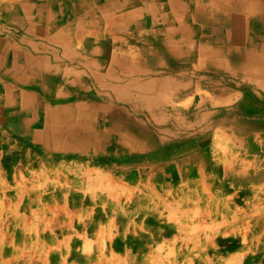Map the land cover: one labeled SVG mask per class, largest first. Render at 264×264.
Listing matches in <instances>:
<instances>
[{
	"label": "crops",
	"instance_id": "0c3cea01",
	"mask_svg": "<svg viewBox=\"0 0 264 264\" xmlns=\"http://www.w3.org/2000/svg\"><path fill=\"white\" fill-rule=\"evenodd\" d=\"M244 1L0 0V264H248L264 249L253 105L250 135L228 124L218 139V119L186 99L215 59L184 51L256 15ZM156 143L179 157L156 162Z\"/></svg>",
	"mask_w": 264,
	"mask_h": 264
},
{
	"label": "rangeland",
	"instance_id": "374dc122",
	"mask_svg": "<svg viewBox=\"0 0 264 264\" xmlns=\"http://www.w3.org/2000/svg\"><path fill=\"white\" fill-rule=\"evenodd\" d=\"M239 5L242 6V4H239ZM236 9H237V6H236ZM249 13L250 11L246 12V14L244 15L245 18L242 17L243 15L234 16L233 17L234 28L230 32L226 30L225 25L223 28H221L223 25L222 24L220 25L221 23L220 22L216 24L218 27V30L215 27L216 25H213L215 27V30H212V31L204 30L203 32L199 33L201 36V39H203L202 41L203 44H206L204 43L205 39L206 40L210 38L213 39L212 43H214V45L213 46L207 45L206 46L207 48L205 49L206 51L208 50V48H214L216 50L215 56L217 57H214L215 60H220V61L231 60L233 61L234 64H245L246 63L245 66L240 67L242 68V71H244V73L241 74V76L236 77L234 74H229L226 80V83L224 85L222 84L224 87L225 86L232 87L231 91L235 90V93L233 95L232 93H230L229 95L228 94L226 95L225 93L214 92V90H211V88L205 84L203 79L192 81V85L188 82L189 87L191 89L188 88L190 90H188V95L186 96L187 104L191 106L193 105L192 102L194 101L200 102L202 104L201 106L202 110L200 111V113L204 115V117L208 116L207 118L211 119V116H212L213 119H218V123H219L218 126L212 129L214 130L215 136H218V139H227L228 137L227 133L230 132V130L227 131L229 128L228 126H231V125L234 126L236 130H238V133L236 132L238 136L242 135L243 130H247L246 135H250V129H251L250 125L252 126V124L248 118L251 112L250 113L246 112L247 111L246 106H252V105H253V109H252L251 115L255 120L258 121L257 122L258 126L261 125L258 128V130H256V132H258L260 136L264 135V66L261 67V69H263L262 71L259 70L258 73L254 72L253 71L254 64L252 60L253 57L250 56V55L260 56V53H264V47L263 46L260 47L259 45L260 43L258 40L260 36H264V22H262L261 20L255 19L254 16L246 18V16ZM259 15L260 14L256 16H259ZM159 36H162V33H160ZM192 39H199L198 34L196 36L193 35ZM231 51L234 54H237V53L250 54V55L244 56V58L246 59L247 56H250L252 63H247L246 61L245 62L239 61L237 57L230 54ZM135 54H141V52L135 53ZM223 54L225 56H223ZM195 56H198V55H195ZM204 56H199V57H201L203 60H206ZM258 56L257 58H259ZM209 60L212 61L211 59ZM211 63L212 62L199 63L198 66L202 68H205V66L210 67L212 65ZM203 74L208 75L213 79H216V76L214 73L203 71ZM221 75L223 74H220V76ZM221 77H219V79ZM244 79H246V82L249 84L250 88L249 87H247V89L245 87L237 88L235 87V85H233V83L242 82L244 81ZM195 85H197V87H195ZM189 113L190 112H188V117L191 116ZM228 124H231V125H228ZM210 130L207 131L208 134L204 136L202 139H210V133H211ZM189 131H194V128L192 129L188 127L187 139H190L188 137L190 135ZM146 133L147 131L144 132V134ZM161 134L165 135L168 133H166V131H163V129H161ZM171 139H179V137L171 136ZM155 146H156V156L158 158L162 157L161 154L163 150L169 151V149L171 151L172 150L174 151L173 155L175 153L178 156L177 151L179 150V146L177 144L167 145V144H157L156 143ZM158 149L160 152L158 151ZM251 152L252 151H250V153ZM159 160L160 158L156 159L155 161L157 162ZM165 180H167L168 182L172 181L174 183H178L179 177L175 176L171 180H169V177H166ZM167 194H168L167 196L168 206H173V205L177 206V203L179 202V196H182V195H178L176 194V192L175 193L168 192ZM156 196H158L157 193H156ZM182 199H185V198L183 197L181 198V200ZM249 210L253 212L255 209L251 208ZM9 242L12 244L14 241L11 240ZM221 242L222 241L219 242L220 245L223 243ZM15 243L17 245L18 241H15ZM1 244H2V241L0 240V245ZM260 247L263 248V245H261ZM260 247L257 250L258 252H256L257 254L248 255L247 257L248 264H261L264 262V255H262V253L264 252V249ZM224 259H225V256H223L222 254L216 257V260L218 263L224 262Z\"/></svg>",
	"mask_w": 264,
	"mask_h": 264
},
{
	"label": "bare ground",
	"instance_id": "6f19581e",
	"mask_svg": "<svg viewBox=\"0 0 264 264\" xmlns=\"http://www.w3.org/2000/svg\"><path fill=\"white\" fill-rule=\"evenodd\" d=\"M239 4H243V6H246V7H250L251 8V10H255L256 12H257V14H260L259 16H256V15H253L252 13H249L247 16H246V18H249V17H253L254 16V18L255 19H258V20H261L262 22H264V0H247V1H244V2H240ZM3 5V4H2ZM249 8V9H250ZM19 11V10H18ZM16 12V11H15ZM243 18H245L244 16H242ZM30 18V17H29ZM0 19H1V17H0ZM241 19V18H240ZM246 20V19H245ZM248 20V19H247ZM3 21V20H2ZM29 22H30V20H29ZM32 22V21H31ZM246 24H247V22H246ZM19 25V24H18ZM240 27V26H239ZM255 27V26H254ZM46 29H48V28H46ZM247 30V29H246ZM245 30V31H246ZM48 31V30H47ZM55 33V32H54ZM58 34V33H57ZM56 34V35H57ZM54 36V35H53ZM134 36V35H133ZM50 37H51V35H50ZM55 37V36H54ZM58 37V36H57ZM234 37V36H233ZM17 38V37H16ZM42 38V37H41ZM53 38V37H52ZM51 38V39H52ZM62 38V37H61ZM81 38V37H80ZM18 39V38H17ZM29 40H31V39H29ZM64 40V39H63ZM258 40H259V45H260V47L261 46H263L264 47V36H260V38H258ZM32 41H34V40H32ZM32 41H30V42H32ZM50 41H52V40H50ZM49 41V42H50ZM53 41H54V38H53ZM87 41V40H86ZM25 42V41H24ZM54 42H56V41H54ZM59 42V41H58ZM21 43V42H20ZM78 43V42H77ZM57 44V43H56ZM48 45V44H47ZM84 46V45H83ZM242 47H243V45H242ZM206 48V47H205ZM205 48H199V47H188V51H184L185 52V54L189 57H193V56H195V55H198V56H204L205 57V59H207L208 57H213V59H214V57H217V56H215V53H216V50L214 49V51L211 49V48H208V50L206 51V49ZM225 49V48H224ZM248 49H250V48H248ZM248 49H246V50H248ZM252 49V48H251ZM256 49V48H255ZM65 50V49H64ZM178 48L177 49H175V50H173L172 49V51H173V53L175 54V53H178ZM67 52H68V50H66ZM65 51V52H66ZM225 51V50H224ZM239 51V50H238ZM250 51V50H249ZM248 51V52H249ZM40 52V51H39ZM70 52V51H69ZM184 52H182V54H184ZM223 52V51H222ZM242 52V51H241ZM257 52V51H256ZM8 53V52H7ZM12 53V52H11ZM258 53H259V51H258ZM53 54V53H52ZM209 54V55H208ZM230 54L231 55H233V56H235V57H237L238 59H239V61H246L247 63H252L251 62V58H250V56H252L253 57V66H254V72H256V73H258V71L260 70V71H262L263 69H261V67L262 66H264V53H260V56H258L259 58H257V56L256 55H250V54H242V53H237V54H234L232 51L230 52ZM62 55V54H61ZM246 55H250V56H247L246 57V59L244 58V56H246ZM63 56V55H62ZM223 56H225L224 54H223ZM64 57H66V56H64ZM84 57H88V56H84ZM36 58V57H35ZM87 60V59H86ZM4 61V60H3ZM220 60H214V62H212L211 64V66L210 67H206L205 66V68H203L202 69V71H207V72H209V73H214L217 77H218V81L219 82H221V84H225L226 83V80H227V78H228V76H229V74H234L236 77H238V76H241V74H243L244 73V71H242V68H240V67H242V66H245V64H234L233 63V61H231V60H227V61H225V63H223V64H217L218 62H219ZM18 62V61H17ZM78 62V61H77ZM115 62V61H114ZM113 62V63H114ZM4 63H5V61H4ZM34 63V62H33ZM49 63V62H48ZM95 63V62H94ZM109 63V62H108ZM242 63V62H241ZM91 64V63H90ZM84 65V64H83ZM87 65V64H86ZM239 65V66H238ZM76 66V65H75ZM109 66H110V64H109ZM209 66V65H208ZM67 67V66H66ZM118 67V66H117ZM12 68V67H11ZM87 68V67H86ZM101 68H102V66H101ZM111 68V67H110ZM232 68V69H231ZM74 69V68H73ZM107 69V68H106ZM109 69V68H108ZM244 69V68H243ZM89 70H91V69H89ZM109 70H111V69H109ZM129 70V69H128ZM147 70V69H146ZM231 70V71H230ZM249 70V69H248ZM70 71H71V69H70ZM191 71V70H190ZM82 72V71H81ZM89 72H91V71H89ZM99 72V71H98ZM133 72V71H132ZM180 72V71H179ZM178 72V73H179ZM192 72V71H191ZM83 73V72H82ZM104 73H106V72H104ZM125 73V72H124ZM140 73V72H139ZM147 73V72H146ZM100 74V73H99ZM123 74V73H122ZM128 74V73H127ZM135 74V73H134ZM144 74H145V72H144ZM220 74H223V75H221L220 76ZM255 74V73H254ZM90 75H92V74H90ZM89 75V76H90ZM94 75V74H93ZM191 75V74H190ZM71 76H72V74H71ZM100 76V75H99ZM98 76V77H99ZM107 76V75H106ZM105 76V77H106ZM130 76V75H129ZM155 76V75H154ZM201 76V75H200ZM95 77H96V75H95ZM117 76H115V78H116ZM133 77V76H132ZM219 77H221L220 79H219ZM77 78V77H76ZM108 78H109V76H108ZM112 78V77H111ZM139 78V77H138ZM158 78V77H157ZM165 78V77H164ZM163 78V79H164ZM201 78L204 80V82H205V84L207 85V86H209L210 88H211V90L213 89L215 92L216 91H218V92H220V93H228V92H230L231 91V88L232 87H229V86H223V88L222 89H219V88H217V86H216V82H215V80H211V79H209V76L208 75H205V74H203V76H201ZM102 79V78H101ZM103 79H105V78H103ZM121 79H123V78H121ZM127 79V78H126ZM136 79V78H135ZM153 79H155V78H153ZM191 79V78H190ZM230 80V79H229ZM76 81H78V80H76ZM115 81V80H114ZM151 81H155V80H151ZM222 81H223V83H222ZM232 81H234V80H232ZM109 82V81H108ZM134 82V81H133ZM178 82V81H177ZM187 82V81H186ZM72 83V82H71ZM101 83V82H100ZM100 83H99V85H100ZM140 83V82H139ZM176 83V82H175ZM196 83V82H195ZM96 84V83H95ZM116 84H118V83H116ZM155 84V83H154ZM153 84V85H154ZM98 85V86H99ZM112 85V84H111ZM130 85V84H129ZM165 85V84H164ZM186 85V84H185ZM233 85H235V87H239V88H243V87H245L246 89H247V87H249V84L246 82V79H244V81H242V82H237V83H233ZM97 86V85H96ZM113 86V85H112ZM112 86H110V88L112 87ZM131 86V85H130ZM141 86V85H140ZM148 86V85H147ZM150 86V85H149ZM181 86V85H180ZM187 87H186V89H188V88H190L189 87V84L187 83V85H186ZM76 87V86H75ZM115 87V86H114ZM119 87V86H118ZM167 87V86H166ZM173 87V86H172ZM195 87H197V85H195ZM205 87V86H204ZM99 88V87H98ZM105 88V87H104ZM113 88V87H112ZM137 88V87H136ZM168 88V87H167ZM177 89V88H179V86H174V88L173 89ZM250 88V87H249ZM71 89V88H70ZM85 89V88H84ZM88 89V88H87ZM94 89V88H93ZM263 89V88H262ZM68 90V89H67ZM147 90V89H146ZM166 90V89H165ZM181 90H183V88L181 89ZM249 90V89H248ZM66 91V90H65ZM80 91H81V89H80ZM84 91V90H83ZM94 91V90H93ZM143 91V90H142ZM148 91V90H147ZM159 91V90H158ZM178 91V90H177ZM184 91V90H183ZM55 92V91H54ZM70 92V91H69ZM100 92V91H99ZM115 92V91H114ZM125 92V91H124ZM160 92V91H159ZM159 92H157V96H158V93ZM173 92V91H172ZM99 94V93H98ZM105 94V93H104ZM109 94V93H108ZM118 94V93H117ZM227 95V94H226ZM114 96V95H113ZM154 96V95H153ZM110 97V96H109ZM150 98V97H149ZM155 98H157V97H155ZM147 100V99H146ZM149 100H151V98L149 99ZM145 101V100H144ZM152 101V100H151ZM151 101H149V102H151ZM159 101V100H158ZM122 102V101H121ZM146 102H148V101H146ZM74 103V102H73ZM80 103V102H79ZM72 104V103H71ZM79 105V104H78ZM77 106V105H76ZM78 107V106H77ZM143 107V106H142ZM148 107V106H147ZM80 108V107H79ZM129 108V107H128ZM137 108V107H136ZM149 108V107H148ZM139 112V111H138ZM175 113V112H174ZM100 114V113H99ZM140 114H142V113H140ZM169 114V113H168ZM83 116H85V115H83ZM82 116V117H83ZM177 116V115H176ZM179 116V115H178ZM98 120V119H97ZM107 123V122H106ZM98 124V123H97ZM96 124V125H97ZM108 124V123H107ZM30 126V125H29ZM41 130V129H40ZM106 131V130H105ZM35 132H37L36 130H35ZM112 133V132H111ZM114 148V147H113ZM111 149V148H110Z\"/></svg>",
	"mask_w": 264,
	"mask_h": 264
}]
</instances>
